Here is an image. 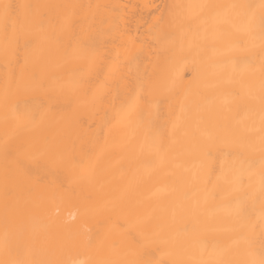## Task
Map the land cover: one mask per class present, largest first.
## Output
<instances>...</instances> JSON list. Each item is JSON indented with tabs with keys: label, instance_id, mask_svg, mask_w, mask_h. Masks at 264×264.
I'll return each instance as SVG.
<instances>
[{
	"label": "bare ground",
	"instance_id": "bare-ground-1",
	"mask_svg": "<svg viewBox=\"0 0 264 264\" xmlns=\"http://www.w3.org/2000/svg\"><path fill=\"white\" fill-rule=\"evenodd\" d=\"M155 2L0 0V264H264V0Z\"/></svg>",
	"mask_w": 264,
	"mask_h": 264
},
{
	"label": "rangeland",
	"instance_id": "rangeland-1",
	"mask_svg": "<svg viewBox=\"0 0 264 264\" xmlns=\"http://www.w3.org/2000/svg\"><path fill=\"white\" fill-rule=\"evenodd\" d=\"M155 1L157 2V1H159V0H154V2H155ZM160 1H161V0H160ZM156 2H155V3H156ZM158 3H159V2H158ZM158 3H157V4H158ZM157 4H156V5H157ZM160 5H161V4H159L158 6H160Z\"/></svg>",
	"mask_w": 264,
	"mask_h": 264
}]
</instances>
